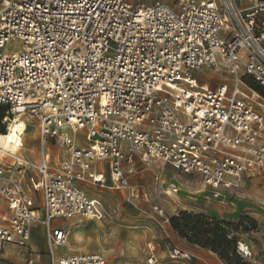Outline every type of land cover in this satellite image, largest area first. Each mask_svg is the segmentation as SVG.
Masks as SVG:
<instances>
[{"label":"built area","instance_id":"1","mask_svg":"<svg viewBox=\"0 0 264 264\" xmlns=\"http://www.w3.org/2000/svg\"><path fill=\"white\" fill-rule=\"evenodd\" d=\"M12 41L19 52H6ZM202 69L234 83L211 87ZM246 78L264 88V0H0V106L36 121L41 152L37 163L1 155L0 246L27 250L41 210L50 264H107L79 252L57 257L55 248L79 245L81 234L50 222L102 221L104 206L77 183L110 182L138 199L137 161L198 175L214 198L238 196L243 180L264 174V98ZM49 144L64 154L57 164ZM159 179L158 192H176ZM148 203L163 216L157 196ZM228 238L238 256H251L236 230ZM148 253L154 264L153 246ZM168 257L191 258L178 246Z\"/></svg>","mask_w":264,"mask_h":264},{"label":"rangeland","instance_id":"2","mask_svg":"<svg viewBox=\"0 0 264 264\" xmlns=\"http://www.w3.org/2000/svg\"><path fill=\"white\" fill-rule=\"evenodd\" d=\"M131 3H140L143 0H127ZM162 1V0H161ZM168 3H172L174 0H163ZM238 5H246L245 3H249L250 0H234ZM22 47V44L19 41H12L6 47V52H19ZM196 74L200 76V78L204 79L206 82L209 81L211 87L218 86L222 81H227V85L230 86L233 83V79L226 73L214 72L210 69H202L197 71ZM248 82L253 84L252 80L249 78L245 79V84L248 85ZM262 91L264 89L262 88ZM2 107H0V112L2 111ZM6 117L10 119L14 118V115H7ZM4 116V117H5ZM22 120L26 121L28 124L27 136L23 137V145L32 144L34 145L36 142V138L34 134L36 133L37 127L36 121L34 119H30L29 117H21ZM8 121L3 120L0 117V134H4ZM65 132L70 134L69 130H64ZM61 131V132H64ZM37 134H35L36 136ZM25 141V144H24ZM21 152V151H19ZM170 171L172 170L170 167H166ZM157 168H146L142 169V171L136 176L135 188L136 192L139 189L142 192L141 199H128L127 192L125 190L113 191L114 197L108 203H104V217L102 221L95 222L99 224L98 234L94 236H89L86 234V231L90 234H95L96 227L90 225L88 229H86L83 241L82 250L85 252H94L98 253L101 256L108 259L111 264H122V260L124 258H131L125 252H121L122 244H123V235L122 232H133L134 238L137 240L133 243V249H135L136 256L135 258H139V264H144V252L145 246L147 242H154L157 247V254L160 257V262L162 264H194L197 259V252L200 250H204L207 252V256H210L214 259L212 260V264H226L222 261L216 254L211 252L207 248H201L197 244H189L186 240L181 239L176 232L173 231L169 219L178 215L179 212L183 211L193 216H201L206 220L217 221L213 218H209L202 213H198L195 210V207H198L196 203H202V193H196L197 195L191 194L189 191H186L182 185L176 180L175 175H173L170 171H166L165 173V181H170L179 185L182 192L174 195H168V197L161 193L158 194L159 203L164 210L163 216L156 214L153 210L152 205L148 203L149 194L153 193L156 187L153 185L152 177L158 172ZM175 172V171H174ZM175 174L181 176V178L185 181L186 185L189 189L196 188L201 189L204 186L200 182V178L198 175H183L179 171H176ZM166 177H168L166 179ZM256 185L253 188H242V192L238 195L241 199L240 201L254 203L257 205H253L252 207L258 208L264 214V180L262 178H257L255 181ZM108 190V188L106 189ZM111 190V189H110ZM186 198L189 201H193L192 203L186 204L182 199ZM194 200L196 203H194ZM239 200V199H238ZM187 206V207H185ZM241 203L237 201L235 203L234 213L237 214L240 212ZM251 211H245L240 213L239 219H247L250 217ZM251 219V218H249ZM247 219L244 223H236L237 236L239 240L249 248L252 256H248V258H241L236 253L231 256L229 264H254L253 260L256 258L257 262H261L264 264V252L261 246L260 239H264V220L262 222H256L254 220ZM141 237V239H139ZM178 239L182 244V247L189 253L190 259L184 260L185 263H174L169 260L167 257V251L171 248L173 242H177ZM65 252V251H64ZM136 260V259H135ZM126 261V259H125Z\"/></svg>","mask_w":264,"mask_h":264},{"label":"crops","instance_id":"3","mask_svg":"<svg viewBox=\"0 0 264 264\" xmlns=\"http://www.w3.org/2000/svg\"><path fill=\"white\" fill-rule=\"evenodd\" d=\"M163 2H165V1H163ZM165 3H168V2H165ZM245 4H247V3H245ZM35 134H37V135L35 136ZM35 134H34V137L37 140H36L34 145L29 144V143L26 144V146L23 145L19 150L21 152L16 151L15 153L24 159L30 160L34 163H37L40 161V157H41L39 134L37 132V129H36ZM24 144H25V141H24ZM49 152L51 153L52 164L59 163L64 157L63 152L55 144H49ZM0 161H1V156H0ZM152 165H151L152 168L154 167V168H157L158 170H160L159 168L164 167V168H162L161 173H162V176L165 180L166 171L167 170L170 171L168 168H166L168 165H164V164H161L159 162H155ZM151 166H150V168H151ZM168 167H170V166H168ZM136 168H137V174L130 179L132 186H134V188L136 187L134 184L136 181L135 178L142 171V169H144V167H142L141 164L137 161L136 162ZM170 168L172 170H174L175 172L178 171L176 169H173L172 167H170ZM174 171L173 172L170 171V172L173 175H175L176 180L179 182L180 185H182L184 187V189L186 191H189L193 195H197L196 193H202L201 197L203 199H202L201 204L196 203L194 200V203L199 205L198 207H195L194 211H196L198 213H202V214L206 215L207 217L213 218L217 221L226 222V223L230 222L231 224H233L235 226H237L236 223L241 222V219H239L240 213L245 212V211H251V213H250L251 215L249 217L251 219L247 218L251 221L254 220L256 222H262L264 220V214L258 208L252 207V204L254 206L257 204L249 203V202L246 203V202L240 201L241 198L239 196L233 197L230 194L231 191H229V190L228 191H220V192H226V193H224L225 198H219L217 200H212V199L209 200V198L207 197V193H206L208 191L209 195H210V190L208 188H206V190H207L206 192H203V188H205V187H203L201 189H196V188L189 189V187L186 185L185 181L181 178V176H179L178 174H175ZM156 174L160 178L159 179L160 180L159 185H161L162 190L167 191L169 186H172V185L167 184V182H165L164 180L161 179L160 171L156 172L153 175V177ZM153 177H152V182H153ZM167 178L168 177H166V179ZM258 178H262L264 180V174ZM134 179H135V181H134ZM256 179L257 178H251V179L243 180L242 185H243L244 190H246V188L248 189L250 187L253 188L256 185V183H255ZM153 185H154V183H153ZM23 186H24V188L29 190L28 183H27L26 179L23 180ZM76 187H78L82 192H85V194L87 196H89L90 198L99 200L101 205H103L104 203H108L114 197H116V196H114L113 191H118V190H113V189H111V190L110 189H108V190H106V189L96 190L92 187H89L85 183L84 184L77 183ZM136 192L139 196V199H141L142 192L139 189H137ZM161 193L162 192H160V191L158 192V190L155 189L153 193L149 194V198L152 195L157 196L158 194H161ZM166 193L167 194H165V195L168 197V195L171 192L168 190ZM157 198H158V196H157ZM182 200L186 204L193 202V201H189L186 198H183ZM237 201H239L242 206H241L240 212L235 214L234 209H235V203ZM187 202H189V203H187ZM158 203H159V200H158ZM160 206H161V203H160ZM185 207H187V206H185ZM161 208H162V206H161ZM42 220H43V214H42L41 210H38L36 213V220L32 223V226H31V236H30V240L28 242L29 248L27 250L20 249L14 245L13 246L12 245H6L3 247L0 246V264H26V261H24V258L26 256H28L27 252L30 253V255H29V261H31L30 264H50V260L48 258V250H49L48 249V243L46 242V238H45L46 227L42 223ZM95 222H100V221L88 220V219L83 220V219H80L78 217H74V218L66 219V220L59 219V218L53 219L50 222L52 228L65 229L67 227L72 226L74 228H72L70 230L71 232H79L81 234V237L79 239V241H80L79 245H67V246L55 248L54 254L57 257H66L67 255H73V254L79 252V253H82L84 255L85 254H92V255L101 256L98 253H94V252L89 253V252H85L82 250V248H83L82 239L84 237L86 229H88V227H90V225L95 226L96 229L99 228V224H97ZM75 226H77V229L75 228ZM98 233H99L98 229L96 230L95 234H90L86 231V234H88L89 236H94ZM122 235H123V238H122L123 244H122L121 252L123 251V253L125 252V254H127L129 257L131 256V258H128V257L124 258L122 260V264H139V258H135L136 256H134V254H136V251H135V249H133V246H132L133 243L136 242L138 239L135 240L134 233L130 232V231L122 232ZM139 239H141V237ZM260 241H261V246H262V249L264 252V239L261 238ZM182 244L183 243H180V240L178 239L177 242H175V243L173 242V244L171 245V248L178 246V247L182 248L183 250H185L182 247ZM151 246L154 247L153 255H154V258H156V262L154 264H162L160 262V257H158L157 247L154 244V242H147L146 243L145 252H144V256H143L144 264H148V262H147L148 256H149L148 247H151ZM168 251H169V249H168ZM168 251H167V257H168ZM196 253H197L196 257L198 260H195L194 264H212V260L214 261L213 258H211L210 256H207V254H206L207 252H204V250H200V252L196 251ZM250 255H251V252H250ZM101 257L106 260L107 264H111V263H109L107 258H105L103 256H101ZM168 258L171 262H174V263H178V262L185 263V261H183V260L173 261L170 259V257H168ZM125 259H126V261H125ZM253 263L254 264H262L261 262H257L256 258H254ZM219 264H222V263L219 262Z\"/></svg>","mask_w":264,"mask_h":264},{"label":"trees","instance_id":"4","mask_svg":"<svg viewBox=\"0 0 264 264\" xmlns=\"http://www.w3.org/2000/svg\"><path fill=\"white\" fill-rule=\"evenodd\" d=\"M248 85L252 90L258 92L261 97L264 98V91H262L263 87H259L255 82H253V84L248 82ZM2 108L0 117L4 118L7 108ZM169 221L173 231L176 232L181 239L186 240L189 244L194 243L201 248L209 249L226 264H229L230 255L233 256L236 253V240L228 238L229 230H236V226L230 222H209V220L201 216H193L183 211L179 212L175 217L170 218ZM245 221L246 219L243 218L240 223L242 224Z\"/></svg>","mask_w":264,"mask_h":264},{"label":"bare ground","instance_id":"5","mask_svg":"<svg viewBox=\"0 0 264 264\" xmlns=\"http://www.w3.org/2000/svg\"><path fill=\"white\" fill-rule=\"evenodd\" d=\"M229 76L231 77V79H233V83H234V76L231 75V74ZM21 117H22L21 115L15 114L13 119H10V121L7 120L9 122V124L7 125V128L5 130V133L4 134H0V136H7V135H9L11 133V129L12 128H16L17 129V131L15 133L16 140H18L19 141V144H22V146H23V137L24 136H27L26 133L28 131V124L26 123V121L22 120ZM23 117H25V116H23ZM3 143H4L3 140H0V156L2 154H5L6 155L7 153H10V152H16V151L19 152V150H20V148H18L17 144L16 145L10 144V148L9 149H5L3 147ZM12 147L15 148L14 151L11 150ZM152 166H151V168H152ZM162 168H164V167L159 168L160 169L159 171H160V174H161V179L164 180V178L162 176V173H161ZM165 182H167V184H169V185H172L176 189V192H174V193L171 192L169 195H174V194L176 195V194L182 192V190L179 187V185H177V184H175V183H173L171 181H165ZM106 185L108 186L109 189H113V187L111 186L112 184L110 182H108ZM206 191H207L206 188H203V192H206ZM206 193H207V197L209 198V200L210 199L217 200L219 198H225L224 193H226V192H218V198H214L211 195H209V192L208 191Z\"/></svg>","mask_w":264,"mask_h":264},{"label":"clouds","instance_id":"6","mask_svg":"<svg viewBox=\"0 0 264 264\" xmlns=\"http://www.w3.org/2000/svg\"><path fill=\"white\" fill-rule=\"evenodd\" d=\"M3 147L5 149H9L10 148V144L16 145L17 141H15V139L13 137H7L6 139H3ZM11 150H15L14 147L11 148Z\"/></svg>","mask_w":264,"mask_h":264},{"label":"snow or ice","instance_id":"7","mask_svg":"<svg viewBox=\"0 0 264 264\" xmlns=\"http://www.w3.org/2000/svg\"><path fill=\"white\" fill-rule=\"evenodd\" d=\"M17 129L16 128H12L11 129V133L7 136H0V140H3V139H6L7 137H13L15 139V141H17V146H19V141L16 140V137H15V133H16ZM14 151V150H13Z\"/></svg>","mask_w":264,"mask_h":264}]
</instances>
